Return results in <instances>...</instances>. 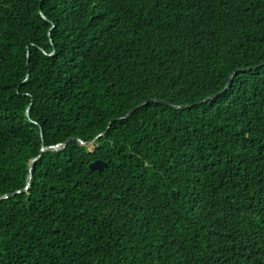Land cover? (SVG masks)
<instances>
[{
  "label": "trees",
  "instance_id": "trees-1",
  "mask_svg": "<svg viewBox=\"0 0 264 264\" xmlns=\"http://www.w3.org/2000/svg\"><path fill=\"white\" fill-rule=\"evenodd\" d=\"M102 133L0 200V264H264V0H0V197Z\"/></svg>",
  "mask_w": 264,
  "mask_h": 264
},
{
  "label": "water",
  "instance_id": "water-1",
  "mask_svg": "<svg viewBox=\"0 0 264 264\" xmlns=\"http://www.w3.org/2000/svg\"><path fill=\"white\" fill-rule=\"evenodd\" d=\"M251 68H246V69H242V70H249ZM235 74V72H233L229 78H228V81L223 89V91L227 90V88L229 87L231 81H232V78H233V75ZM219 95V93L217 94H214V95H211L209 96L207 99L205 100H208V99H213V98H216L217 96ZM205 100H203L202 102H204ZM143 104H140L138 105L137 107L133 108L132 110H130L124 117L120 118V119H124V118H127L128 116H130L134 110H136L137 108H139L140 106H142ZM178 108V107H177ZM110 123L108 124L107 128L110 126ZM104 133L102 134H99L93 141H89V142H83L82 140L78 139V138H72V139H68L66 140L65 142L63 143H60V144H55V145H49V146H41L40 148V151H39V154L37 157L33 158L30 160L29 162V168H28V174H27V180H26V184L24 186V188L22 190H17L13 193H10V194H7V195H4L2 197H0V200H3V199H6V198H9L11 196H13L14 194H17V193H20V192H23V191H27L28 188L30 187V183H31V178H32V172H33V165L34 163L36 162V160H38L41 156V154L43 152H46V151H61L65 148V146L68 144V142H70L71 140H77L82 146H92L94 145V141L99 138L101 135H103ZM106 167V163L100 161V160H96L94 162H92L91 164H89V169L91 171H98V172H101L104 168Z\"/></svg>",
  "mask_w": 264,
  "mask_h": 264
},
{
  "label": "rangeland",
  "instance_id": "rangeland-1",
  "mask_svg": "<svg viewBox=\"0 0 264 264\" xmlns=\"http://www.w3.org/2000/svg\"><path fill=\"white\" fill-rule=\"evenodd\" d=\"M90 150H93V147L92 146H89Z\"/></svg>",
  "mask_w": 264,
  "mask_h": 264
}]
</instances>
